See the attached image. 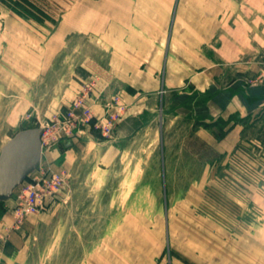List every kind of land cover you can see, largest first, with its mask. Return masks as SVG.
Returning a JSON list of instances; mask_svg holds the SVG:
<instances>
[{"label":"rangeland","instance_id":"obj_1","mask_svg":"<svg viewBox=\"0 0 264 264\" xmlns=\"http://www.w3.org/2000/svg\"><path fill=\"white\" fill-rule=\"evenodd\" d=\"M120 2L0 0V153L40 127L26 179L63 175L38 212H18L19 189L0 200V264H264V102L204 127L192 101L200 61L245 49L246 33L256 64L236 60L214 87L264 83V0H150L131 21ZM169 53L188 66L172 62L164 89Z\"/></svg>","mask_w":264,"mask_h":264},{"label":"crops","instance_id":"obj_2","mask_svg":"<svg viewBox=\"0 0 264 264\" xmlns=\"http://www.w3.org/2000/svg\"><path fill=\"white\" fill-rule=\"evenodd\" d=\"M118 1H121L120 3L123 5V8L127 9V11H123L121 13V15L127 17L126 21H131V17L139 13V8H138L139 3H149L150 2V0H115V3H117ZM258 24L259 26L257 28L258 29L257 34H256V28L254 29L253 27V31L255 33L253 38H256L257 36L259 42L261 43V40H262V42L264 43V29L263 31H261L260 23ZM230 27L232 30L231 34L233 33V35H235L236 25H234L233 23L231 24ZM138 31L142 34L140 29H138ZM147 34L151 35V32L147 30ZM246 35L248 36V41L246 40L245 41L247 42L246 45H248V47H245V49L240 50L236 48L237 44H235L233 47L229 49H225L224 47L225 43L223 42V44L218 45V48H216V54L214 55L215 58L212 61L213 63L210 61H207L206 64H203L202 61H200L201 62L200 67H204V70L202 69L200 75L197 74L192 77L193 81L196 80L200 84V86H198L200 91L193 94L192 101L193 103H195V105H197L199 104L200 101L204 100V103H202V105L205 104L206 112L208 113V119H206L208 122L206 123H209V124H206L204 127H217L218 126L217 120L219 116H227L230 113L232 112L234 113L236 111H239L242 113L250 112V110L256 107L260 102H264V83L263 84H252V83H249L248 81L244 82L245 80L244 81L242 80V83L240 86H236V83L233 82L232 84L228 85V87H225L224 89H217L216 87H214V84L217 83L216 74L223 72L224 68L225 69L228 68L227 66L231 65V63H235L236 60L238 61L239 59L243 58L247 64H250V65L256 64L254 61H253L254 63H252V60H254L255 57L254 59L245 58L247 54L252 53L250 51L252 48V45H251L252 42H250V39H249L251 37V34L246 33ZM202 44H203V40L200 41L198 49L195 50L196 53L199 54L200 58H202L201 60H203L204 58ZM253 45L255 44L253 43ZM258 46L259 47H256V46L254 47H255V50L257 49L259 52L260 51L259 49L261 47L260 45ZM179 59L178 57L177 59L175 57H171L170 53L168 55V58L165 57L164 60L167 61V65L165 67L166 70L164 73V77L162 79L160 75L157 76L159 77L158 78L159 87L163 85L164 89H169L174 85V82L170 80V76H171L170 72H171V68L173 67L174 61L177 62L175 63V68L177 67L186 68L188 66V64L186 63H180L181 59L180 60ZM110 63L112 64V66L114 65L112 55L110 58ZM145 63L146 64L144 68L146 70V73H148V75H151L152 78L155 79L156 77L155 70L149 66L148 62H145ZM143 65H144L143 62H141L139 63L138 66L141 67ZM210 67H216V68L218 67L217 69L218 71L214 70V71L209 72L208 70L207 71L205 70V69H209ZM247 71L248 69H244L243 71L245 72L243 73L244 77L245 75H251L249 74V71L248 72ZM188 76H190V74H187L185 77H188ZM185 77L183 78L185 79ZM150 78L151 77H149L148 79L140 80L138 77L136 78L135 76L132 75L130 79H126L125 81L130 84H136V85L141 84L140 86L143 87L144 84L146 85L150 83L149 82ZM165 87H168V88H165ZM162 100H163L164 106L166 107L165 98L163 97L162 99H160V103ZM163 110L165 111V108H163ZM200 115L202 114L200 113L194 114L193 119L194 120L199 119L200 117H202ZM138 120L139 118L136 117V118H131L130 120H126L124 124L121 123L120 133L125 132L124 131L125 129L129 130V128H132V130H134L135 127H139ZM124 127L125 129H123ZM199 127H202V126H199ZM227 127H229V125Z\"/></svg>","mask_w":264,"mask_h":264},{"label":"water","instance_id":"obj_3","mask_svg":"<svg viewBox=\"0 0 264 264\" xmlns=\"http://www.w3.org/2000/svg\"><path fill=\"white\" fill-rule=\"evenodd\" d=\"M42 128L29 127L16 132L0 153V200H8L42 158Z\"/></svg>","mask_w":264,"mask_h":264},{"label":"built area","instance_id":"obj_4","mask_svg":"<svg viewBox=\"0 0 264 264\" xmlns=\"http://www.w3.org/2000/svg\"><path fill=\"white\" fill-rule=\"evenodd\" d=\"M110 129V127H107ZM42 136V146L44 145ZM63 184V175L59 172L53 173L50 177H32L29 180H24L14 192L19 199L17 207L20 213H32L40 211L45 203V197L55 194L61 189ZM13 192V194H14Z\"/></svg>","mask_w":264,"mask_h":264},{"label":"trees","instance_id":"obj_5","mask_svg":"<svg viewBox=\"0 0 264 264\" xmlns=\"http://www.w3.org/2000/svg\"><path fill=\"white\" fill-rule=\"evenodd\" d=\"M21 6H22V4H21Z\"/></svg>","mask_w":264,"mask_h":264}]
</instances>
